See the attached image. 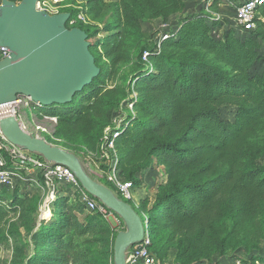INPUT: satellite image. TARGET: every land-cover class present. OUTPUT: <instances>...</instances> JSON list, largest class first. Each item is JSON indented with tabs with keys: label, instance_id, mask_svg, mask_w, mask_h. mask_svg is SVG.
<instances>
[{
	"label": "trees",
	"instance_id": "trees-1",
	"mask_svg": "<svg viewBox=\"0 0 264 264\" xmlns=\"http://www.w3.org/2000/svg\"><path fill=\"white\" fill-rule=\"evenodd\" d=\"M185 1L116 0L113 25L103 38L81 21L67 22V28L78 27L86 33L100 72L70 103L44 107L43 115L56 119L59 131L68 128V139L77 136L95 142L99 155L104 131L108 128L116 133L119 176L131 160L141 159L126 174L128 180L124 178L131 182L132 190L139 187L134 173L148 168L153 158L164 167L167 183L159 186L149 208L148 200H125L113 185L107 186L138 214L149 241L145 246L155 264H165L158 258L157 248L158 239L166 238L167 233L169 241L175 237V247L183 250L173 264H185L184 254L200 251L199 246L208 240L218 244L209 247V253L216 251L217 257L205 253L201 261L191 264H264V165L259 163L264 158V67L251 73L255 63L264 60L259 53L264 49V4L257 8L253 31L237 34L230 23L217 39L210 29L220 20L202 11L183 15ZM99 2L88 0V11ZM79 11L67 8L59 13L69 14L72 20ZM174 14L179 18L175 28L164 34L166 39H146L141 32V21L166 20ZM132 37H145L131 74L136 97L128 103L133 109L127 110L118 125L107 127L117 106L103 101L106 83L113 78L114 68L123 60L120 52ZM2 55L0 51V59ZM222 106L235 108L233 122L219 116ZM101 118L106 120L100 126ZM63 150L80 160L83 157L77 146ZM18 188L12 192L0 189V221L25 204L28 196L16 197ZM70 191L69 186L57 190L51 215L27 232L26 248L30 236L35 249L27 264H86L93 256H101L89 237L103 216L91 212L80 221L76 213L83 211V205L77 193ZM221 225L224 232L231 231L243 241L230 253L216 231ZM106 230L113 233L110 223ZM40 246L57 256L38 262Z\"/></svg>",
	"mask_w": 264,
	"mask_h": 264
},
{
	"label": "rangeland",
	"instance_id": "rangeland-1",
	"mask_svg": "<svg viewBox=\"0 0 264 264\" xmlns=\"http://www.w3.org/2000/svg\"><path fill=\"white\" fill-rule=\"evenodd\" d=\"M20 1L16 3H19ZM39 1L41 2L40 7L50 15L58 14L60 11L67 8L75 10L79 9V12L85 16V25L91 30L96 31L98 33L97 37L99 38L106 37L109 34L108 29L112 27L115 19L113 4L116 2V0H101V2L98 4H94L95 6L92 8V11H88V0ZM187 1L188 0L185 2ZM234 2L238 3L240 0H234ZM100 7L101 9L99 10ZM208 13L210 14V12ZM186 14L187 13H185L184 9L183 15ZM177 18H179V16L174 14L166 20L157 18L150 21H141V32L147 36L146 39H158L166 32H169L175 28ZM227 28L228 26L226 25V27L220 30V33L223 32L222 34L224 35ZM210 30L211 35L217 37L215 35V31L212 29ZM143 38L145 37H142L141 39L132 37L127 41V46H125L123 51L120 52L121 58L123 60L116 65L114 68V74L112 75L113 78L106 83L107 92L103 94V101L115 104L117 106H115V109L117 110L113 111L111 114V119L108 121L107 127L118 125L121 119L127 113V110L133 109L132 105L128 103L130 99L136 97V94L132 92L134 89V83L131 82V74L136 70L137 66L134 58ZM128 50L132 53V56L128 55ZM259 53L261 56H264V49H261ZM127 58L131 59L127 61ZM263 67L264 60L258 61L251 69V73H259ZM25 100L29 101V106L24 105ZM12 107L20 115L23 130L26 133L41 138L50 145L59 147L61 149L65 148V146L69 148L72 146H77V148L82 151L83 157L81 158L80 163L83 169L89 176L103 185L108 186L111 184V181H109L108 178L109 175L114 172H117V176H115L116 178H120L121 180L127 179L126 174L130 171H133V169L139 164V161L141 160L132 158L133 160H131V163L124 167L126 169H124V171H122L121 175L119 176V169L117 168L119 164L118 155H116L114 158V164L116 163V168L113 170L112 166L114 165H111V168L109 167L110 163L108 158H102V156L96 151L98 145L95 142L90 143V141L86 138L83 140L77 136H74L72 139H68L67 136L71 135L68 131V128L62 127L59 131L56 119L43 115L44 107H37L30 100L23 97H21V103H19V105L14 104ZM219 116L224 121L233 122L235 118V108L232 106H222L219 111ZM105 120L106 119L103 118L99 119L100 126L103 125ZM259 163L264 165V158L260 160ZM133 180L139 183V187L132 190L131 200L135 203H140L142 200H148L149 208V206H151L155 200L159 186L165 185L167 183V174L165 173L164 167L157 161L156 158H153L148 168L143 169L139 173H134ZM61 187L63 186L55 185L54 188H52L51 186L49 187L45 185L43 179L40 176L36 178L34 183H28L19 186L16 197H24V195L27 194L28 198L25 200L23 207L18 208L15 212H10L8 216L0 221V264H16L18 262L16 261L17 258L20 262L22 261L24 264H27L35 249L30 241L31 237H27L28 249L26 248L24 238L27 232L33 226L37 228L39 221L48 218L51 215L53 212L51 204L55 200V192ZM12 191L13 190H9V192ZM52 192L54 193L53 201L46 203L47 205L45 206V201L49 198ZM73 193L74 190L70 191V194ZM78 194L79 193H77V197H79ZM91 214L92 213L83 205V211L76 213V216L80 221L84 222L85 217ZM108 223L111 224L113 233H110L106 230ZM123 230H125L124 223L122 225L118 224V220L114 221L111 218H101L98 226H96L94 229V235L89 237L90 241L94 242L96 250H98L97 252L101 253V256H99V258L98 256H93V258H91L86 264H114L113 247L115 234L117 235ZM216 231H220L219 236L224 241L227 252L229 253L230 249L235 244L243 242L240 240L241 237L237 238L236 235L231 231L224 232L223 225L218 226ZM160 234V232H157L156 235ZM83 239H80V241H83ZM158 242V258L163 259L165 264H173L178 253L183 251L178 250V248L175 247L176 244H178V240L174 237L173 241H169V234L167 233L166 238L158 239ZM215 244L209 240L206 242L204 241L199 246L201 247L200 251L195 249L186 252L184 254V258H182V261L185 264L196 262L195 260L201 261L205 256H207L205 253H208L207 257L216 258L218 254L216 251L209 253V247H217L218 244ZM262 248L264 250V240L262 243ZM46 249L50 251L48 247ZM104 250L106 251L103 252ZM39 251L40 252L37 256L38 262H42L45 257L50 255H52L53 258L57 256L56 253H49L48 251L44 250L43 246L39 247ZM195 251L198 255L195 254ZM153 263L155 264L154 260Z\"/></svg>",
	"mask_w": 264,
	"mask_h": 264
},
{
	"label": "water",
	"instance_id": "water-1",
	"mask_svg": "<svg viewBox=\"0 0 264 264\" xmlns=\"http://www.w3.org/2000/svg\"><path fill=\"white\" fill-rule=\"evenodd\" d=\"M38 0L0 2V106L28 98L41 107L65 105L99 75L86 33L67 28L69 14L50 15L37 9ZM5 139L12 145L68 167L93 198L117 214L125 230L114 241V264H127L130 247L144 240L143 224L132 206L93 179L80 159L45 140L26 133L14 116L0 120Z\"/></svg>",
	"mask_w": 264,
	"mask_h": 264
},
{
	"label": "built area",
	"instance_id": "built-area-1",
	"mask_svg": "<svg viewBox=\"0 0 264 264\" xmlns=\"http://www.w3.org/2000/svg\"><path fill=\"white\" fill-rule=\"evenodd\" d=\"M40 4L41 2L38 0L37 9L44 10L40 7ZM263 4L264 0H243L234 8L233 23L240 32L248 34L256 28V11L257 8ZM76 21L85 23V16L79 12L74 19L68 20L67 22L69 25H72L76 23ZM167 37V35H162V39H166ZM2 52L3 58L7 53L5 51ZM145 56L146 54H144V58ZM19 103H21V97H18L13 103L0 106V120L6 116H14L15 120L23 129L21 117L12 107L14 104L19 105ZM24 105L29 106V101L25 100ZM35 106L41 107L36 104ZM116 137L117 134L112 133L107 128L104 131L103 143L99 147L102 158H108L110 163L109 167L111 168V165H114L112 166L113 170L116 168V163L114 164V158L116 157L114 140ZM109 152H111L112 157L109 156ZM116 173L117 172L110 174L108 180L111 181V184L123 199H132L131 182L116 178ZM38 176L43 179L45 185L51 186L52 188H54L55 185L69 186L71 191L74 190V192L79 193V202L90 212H98L103 218H111L114 221L118 220L114 212L83 189L78 179L68 167L53 164L36 153L12 145L5 139L0 128V189L7 188L13 190L20 185L34 183ZM53 198L54 193L52 192L45 201V206L47 205L46 203L52 202ZM148 242V239L144 238L142 243L134 245L128 251L126 258L127 264H154L145 246Z\"/></svg>",
	"mask_w": 264,
	"mask_h": 264
},
{
	"label": "crops",
	"instance_id": "crops-1",
	"mask_svg": "<svg viewBox=\"0 0 264 264\" xmlns=\"http://www.w3.org/2000/svg\"><path fill=\"white\" fill-rule=\"evenodd\" d=\"M242 1L243 0H240V2L235 3L234 0H226V1H223V0H188L185 3V6H186L185 13L194 14L196 12L202 11L203 13L209 14L208 12H210L209 15H212L217 20H220V24L212 28V30L215 31V35L217 36L216 38L220 39L223 35L222 34L223 32L220 33V30L226 27V25L230 23H231V26L235 28L236 33L241 34V32L237 29V27L234 25L233 22H234V8L235 6L240 4Z\"/></svg>",
	"mask_w": 264,
	"mask_h": 264
}]
</instances>
